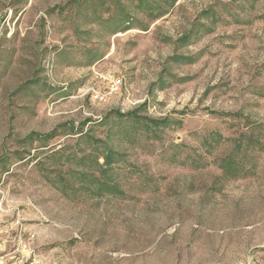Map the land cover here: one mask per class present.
<instances>
[{"label": "rangeland", "instance_id": "rangeland-1", "mask_svg": "<svg viewBox=\"0 0 264 264\" xmlns=\"http://www.w3.org/2000/svg\"><path fill=\"white\" fill-rule=\"evenodd\" d=\"M0 264H264V0H0Z\"/></svg>", "mask_w": 264, "mask_h": 264}, {"label": "built area", "instance_id": "built-area-1", "mask_svg": "<svg viewBox=\"0 0 264 264\" xmlns=\"http://www.w3.org/2000/svg\"><path fill=\"white\" fill-rule=\"evenodd\" d=\"M118 91V86L117 84H114V86L111 88L110 93H116ZM93 101L101 102L103 101V97H101L99 94H95L93 96Z\"/></svg>", "mask_w": 264, "mask_h": 264}, {"label": "trees", "instance_id": "trees-1", "mask_svg": "<svg viewBox=\"0 0 264 264\" xmlns=\"http://www.w3.org/2000/svg\"><path fill=\"white\" fill-rule=\"evenodd\" d=\"M113 154V152H110V155H112Z\"/></svg>", "mask_w": 264, "mask_h": 264}]
</instances>
